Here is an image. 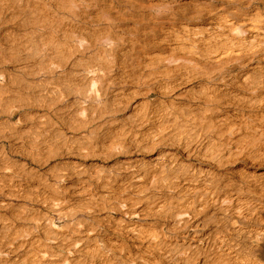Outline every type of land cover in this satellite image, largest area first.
<instances>
[{
  "label": "rangeland",
  "instance_id": "rangeland-1",
  "mask_svg": "<svg viewBox=\"0 0 264 264\" xmlns=\"http://www.w3.org/2000/svg\"><path fill=\"white\" fill-rule=\"evenodd\" d=\"M202 5L0 0V264L263 261L264 109L236 84L249 55L202 56L226 50L207 45ZM223 240L238 263L222 262Z\"/></svg>",
  "mask_w": 264,
  "mask_h": 264
},
{
  "label": "bare ground",
  "instance_id": "bare-ground-1",
  "mask_svg": "<svg viewBox=\"0 0 264 264\" xmlns=\"http://www.w3.org/2000/svg\"><path fill=\"white\" fill-rule=\"evenodd\" d=\"M62 1V0H61ZM202 1V3H203V5L205 6V12H206V14H207V16L209 17L208 18V20H207V23H206V26L204 27V29L206 30H204L205 32H207L208 33V37H209V42H206L207 43V45L208 46H211L212 44H211V42L212 41H214V40H216V43H221V44H223V45H221V46H224L225 48H226V50L225 51H221V52H218L217 50H215V49H213V50H209L208 51V53H206L205 55H202L204 58H209V59H211V60H215L218 56H220V55H222L223 53H224V55H222L221 56V58H223V57H227V58H230V57H235V58H241V57H243V56H247V55H249V58H248V60L246 61V63H244V64H242L241 65V67H242V69L245 71L243 74H242V76H240V77H238L236 80H237V86H238V84H239V86H240V88H244V89H247V90H250V92H251V95H252V100H253V103L256 105V106H258V108L259 109H264V12H262V11H264V10H262L261 11V9H260V6L257 4V3H262L263 4V2H264V0H201ZM38 2V1H37ZM76 1H74V3H75ZM65 3H67V2H65ZM73 3V2H72ZM175 3V2H174ZM173 3V4H174ZM177 3V2H176ZM69 4H71L70 2H69ZM178 4V3H177ZM38 5V4H37ZM176 5V4H175ZM202 5V6H203ZM70 6H72V4L70 5ZM179 6V5H178ZM67 7V6H66ZM72 7H74V6H72ZM76 7V6H75ZM172 7V6H171ZM174 7V6H173ZM192 8H194V7H192ZM67 9H69V8H67ZM203 9H204V7H203ZM124 10V9H123ZM185 10H186V8H185ZM200 10V9H199ZM47 11V10H46ZM75 11V10H74ZM73 11V12H74ZM118 11V10H117ZM188 11V10H187ZM194 11V10H193ZM198 11V10H197ZM201 11V10H200ZM45 12V11H44ZM107 12V11H106ZM119 12V11H118ZM184 13H185V11H183ZM199 12V11H198ZM125 13V12H124ZM175 13V12H174ZM179 13V12H178ZM184 13H182V14H184ZM187 13V12H186ZM201 13V12H200ZM194 15V14H193ZM199 15V14H198ZM203 15V14H202ZM201 16V15H200ZM150 18V17H149ZM185 18V17H184ZM192 19V18H191ZM116 20V19H115ZM152 21V20H151ZM147 22V21H146ZM198 26V25H197ZM196 27H191V26H189V25H186V24H183L182 25V27H181V30H182V34L185 36L182 40L183 41H186V40H188V42L187 43H189V45L190 46H197V44H198V42H199V40H198V42L196 43V41H194L193 39H192V37H196L198 34H199V32L198 31H196ZM144 30V29H143ZM143 30H141V31H143ZM149 30V29H148ZM204 31H202V32H204ZM84 33V32H83ZM139 36H140V34H139ZM150 37V36H149ZM111 38V37H110ZM110 38H108V39H105V40H107L108 42H110V43H112L113 41H112V39H110ZM69 39V38H68ZM192 39V42H189V40H191ZM202 39H204V38H201V40ZM208 39V38H207ZM206 39V40H207ZM214 39V40H213ZM35 40V39H34ZM181 40V41H182ZM200 40V41H201ZM31 41V40H30ZM75 40H73V42H74ZM76 41L79 43V45H81L82 47L83 46H88V47H91V46H95V44H96V41L94 40V38L92 39L91 37H89V36H87V35H85V34H80V35H77L76 36ZM204 41V40H203ZM208 41V40H207ZM36 42V41H35ZM52 42V41H51ZM148 42H149V40H148ZM31 43V42H30ZM29 43V44H30ZM76 43V42H75ZM191 43V44H190ZM203 43V42H202ZM70 44V43H69ZM154 45V44H153ZM206 45V46H207ZM75 46L76 45H74V48H75ZM31 47V46H30ZM38 47V46H37ZM77 47H78V45L76 46V49H77ZM80 47V46H79ZM152 47V46H151ZM199 47V46H198ZM261 47V48H260ZM154 48V47H153ZM197 48V47H196ZM212 48V47H211ZM220 48V47H219ZM79 49V48H78ZM44 49H42V51H43ZM78 51V50H77ZM220 51V50H219ZM38 52V51H37ZM34 53V52H33ZM40 53V52H39ZM197 53V52H196ZM37 54V53H36ZM171 54V53H170ZM173 54V53H172ZM169 55V56H165V61L166 60H168V61H170V62H172V61H175L176 60V58L178 57L176 54V56L177 57H175V56H173V55ZM42 55V54H41ZM158 55V54H157ZM44 56V55H43ZM42 57V56H41ZM161 57V56H160ZM159 57V58H160ZM181 57V56H180ZM201 57V56H200ZM46 58H47V56H46ZM163 58V57H162ZM36 59V58H35ZM161 59V58H160ZM178 59V58H177ZM177 61V60H176ZM207 61H208V59H207ZM43 62V61H42ZM179 62V61H178ZM177 62V63H178ZM166 63V62H165ZM164 64V63H163ZM173 64V63H172ZM168 66V65H167ZM4 74V73H3ZM2 76V75H1ZM0 76V77H1ZM6 76V75H5ZM2 79H5L4 78V75H3V78ZM224 79H226L225 77H223L222 78V80H224ZM234 80V79H233ZM235 82V81H234ZM95 83V82H94ZM225 84H226V82H225ZM233 84V83H232ZM224 85V84H223ZM229 86V84L227 85V87ZM85 88V87H84ZM84 88L83 89H81V88H77V94L79 95L80 93H83V94H81V96L83 95L84 96ZM239 88V89H240ZM91 92H92V90H90ZM89 91V92H90ZM94 91H96V95H97V97H99V99L101 98V92L99 91V89H95ZM89 94V93H88ZM87 94V95H88ZM86 95V94H85ZM86 95V96H87ZM95 95V96H96ZM88 98H89V96H87ZM12 108V107H11ZM258 109V110H259ZM257 110V109H256ZM261 110V111H262ZM261 115H262V118L264 119V110L262 111V113H261ZM256 129H254L255 130V132L256 131H258L259 132V128H261V126L260 127H255ZM258 132H256V133H258ZM263 132V131H262ZM262 132H260V133H262ZM259 133V134H260ZM264 134V133H263ZM258 151V150H257ZM260 152V151H259ZM258 152V153H259ZM261 154V156H262V154H264V153H260ZM256 155V154H255ZM259 155V154H258ZM258 155H257V158H258ZM263 158H264V155L262 156ZM259 158H260V156H259ZM258 158V159H259ZM262 161H264V160H262ZM178 171H180V170H178ZM178 174V173H177ZM177 178V177H176ZM181 179V178H180ZM177 180H179V179H177ZM194 180V179H193ZM190 181V180H189ZM242 181V180H241ZM264 182V181H263ZM244 183V182H243ZM246 184V183H245ZM181 186V185H180ZM234 186V185H233ZM232 186V187H233ZM178 187V186H177ZM176 187V188H177ZM190 187V186H189ZM261 187L264 189V187H263V184L261 185ZM182 189V188H181ZM209 189V188H208ZM234 189V188H233ZM237 189V188H236ZM240 189H242V188H240ZM240 189H238V190H240ZM185 190V189H184ZM183 190V191H184ZM180 191V190H179ZM178 191V192H179ZM182 191V190H181ZM190 191V190H189ZM235 191V190H234ZM215 192V191H214ZM217 192V191H216ZM238 192H240V191H238ZM186 193V192H185ZM206 193H207V189H206ZM182 194V193H181ZM209 194V193H208ZM226 194V193H225ZM237 195V194H236ZM179 196V195H178ZM182 196V195H181ZM183 196H184V193H183ZM187 196V195H186ZM185 196V197H186ZM224 196H226V195H224ZM234 196V195H233ZM216 197V196H215ZM227 197V196H226ZM225 197V198H226ZM230 197H232V196H230ZM237 197V196H236ZM218 198V197H217ZM233 198V197H232ZM231 198V199H232ZM240 198V197H239ZM181 199V198H180ZM191 199V198H190ZM221 199V198H220ZM229 199V198H228ZM234 199H235V197H234ZM205 200H207V199H205ZM177 201V200H176ZM182 200H180L179 202H181ZM194 201V200H193ZM198 201V200H197ZM204 201V200H203ZM213 201H215V200H213ZM240 201H241V199H240ZM248 201V200H247ZM183 202V201H182ZM185 202V201H184ZM188 202V201H187ZM210 202V201H209ZM216 202H217V200H216ZM220 202V201H219ZM239 202V201H238ZM244 201H242V202H239V203H243ZM198 203V202H197ZM205 203V202H204ZM226 203H229V202H226ZM194 204V203H193ZM215 204V203H214ZM214 204H213V206H214ZM230 204V203H229ZM180 205V204H179ZM187 205V204H186ZM208 205V204H207ZM248 205V204H247ZM195 206V205H194ZM194 206H193V208H194ZM201 206V205H200ZM212 206V207H213ZM236 206V205H235ZM241 206V205H240ZM253 206V205H252ZM181 208V207H180ZM179 208V209H180ZM185 208V207H184ZM208 208V207H207ZM216 208V207H215ZM221 208H223V207H221ZM236 208V207H235ZM240 208V207H239ZM259 207H257V209H258ZM178 209V210H179ZM183 209V208H182ZM200 209H202V208H200ZM213 209V208H212ZM217 209H220V208H217ZM253 209V208H252ZM207 210V209H206ZM235 210H237V209H235ZM234 210V211H235ZM259 211L258 212H260V210L261 209H258ZM174 211H175V209H174ZM201 211V210H200ZM199 211V212H200ZM225 211V210H224ZM249 211V210H248ZM251 211V210H250ZM257 210H255L254 209V212H256ZM184 212H186V210L184 211ZM183 212V213H184ZM216 212V211H215ZM238 212V211H237ZM253 212V211H252ZM253 212V213H254ZM258 212H257V214H258ZM262 212H263V210H262ZM201 213V212H200ZM242 214H243V212H241ZM246 214H247V212H245ZM176 214H178V213H176ZM180 214V213H179ZM192 214H193V212H192ZM196 214H197V212H196ZM230 214V213H229ZM256 214V213H255ZM259 214H261V213H259ZM173 215V214H172ZM207 215V214H206ZM231 215V214H230ZM176 216V215H175ZM216 216V215H215ZM224 216V215H223ZM229 216V215H228ZM227 216V217H228ZM248 216H251V215H248ZM247 216V217H248ZM173 217H174V215H173ZM176 217H178V215L176 216ZM247 217H246V220H247ZM258 217V216H257ZM260 217H262L261 215H260ZM263 217H264V215H263ZM208 218V217H207ZM210 218V217H209ZM211 218H213V217H211ZM245 218V217H244ZM250 218V217H249ZM248 218V219H249ZM176 219V218H175ZM214 219V218H213ZM230 219V218H229ZM228 219V220H229ZM238 219V218H237ZM257 220H259L258 218H256ZM261 219H263V218H261ZM261 219L259 220V222L261 221ZM182 220H184V219H182ZM210 220V219H209ZM224 220V219H223ZM244 220V219H243ZM255 220V219H254ZM175 221V220H174ZM187 221V220H186ZM225 221H226V219H225ZM240 221V220H239ZM249 221H250V219H249ZM256 221V220H255ZM201 222V221H200ZM211 222V221H210ZM209 222V223H210ZM235 222V221H234ZM251 222V221H250ZM254 222V221H253ZM252 222V223H253ZM257 222V221H256ZM262 222H264L263 220H262ZM262 222H260V223H262ZM176 223V222H175ZM179 223V222H178ZM219 223V222H218ZM217 223V224H218ZM241 223H243L242 222V220H241ZM245 223H248V221H246ZM177 224V223H176ZM183 224H184V222H183ZM227 224V223H226ZM228 224H229V222H228ZM233 224V223H232ZM258 224V223H257ZM185 225V224H184ZM216 225V224H215ZM224 225V224H223ZM230 225V224H229ZM240 225V224H239ZM244 225H246V224H244ZM252 225V224H251ZM256 225V224H255ZM172 226V225H171ZM176 226H178V225H176ZM186 226V225H185ZM200 226V225H199ZM196 227V226H195ZM219 227V226H218ZM235 227V226H234ZM257 227V226H256ZM173 228H174V225H173ZM180 228V227H179ZM182 229H184L185 230V227L183 228V226L181 227ZM188 227H186V229H187ZM197 228V227H196ZM195 228V229H196ZM233 228V227H232ZM231 228V229H232ZM176 229V228H175ZM189 229H191V228H189ZM189 229H187V230H185L186 232V235H185V233L183 234V237H184V240L185 239H188V237H189V235L191 234V230H189ZM195 229H193L192 228V230H195ZM199 229V228H198ZM214 229V228H213ZM218 229V228H217ZM235 229V228H234ZM135 229H133V231H134ZM137 230V229H136ZM149 230V229H148ZM154 230V229H153ZM158 230V229H157ZM177 230V229H176ZM197 230V229H196ZM219 230H221V229H219ZM238 230V229H237ZM243 230V229H242ZM241 230V231H242ZM246 230V229H245ZM150 231H152V230H150ZM180 231V230H179ZM209 231V230H208ZM261 231V230H260ZM264 231V230H263ZM262 231V232H263ZM144 232V231H143ZM154 232V231H153ZM152 232V233H153ZM173 232V231H172ZM227 232V231H226ZM229 232V231H228ZM230 232H233V229H232V231L230 230ZM229 232V233H230ZM236 232V231H235ZM239 232V231H238ZM249 232V231H248ZM252 232H254V231H252ZM133 233V232H132ZM140 233H142V232H140ZM145 233H148V232H145ZM169 233V232H168ZM195 233V232H194ZM208 233V232H207ZM214 233V232H213ZM223 233V232H222ZM240 233V232H239ZM241 233H243L244 234V232H241ZM135 234V233H134ZM144 234V233H143ZM143 234H141V235H143ZM151 234V233H150ZM160 234V233H159ZM175 234V233H174ZM193 234V233H192ZM191 234V235H192ZM197 234V233H196ZM237 234V233H236ZM245 234H247V232L245 233ZM252 234V233H251ZM258 234V233H257ZM130 235V234H129ZM170 235V234H169ZM173 235V234H172ZM209 235V234H208ZM248 236H251V235H249V234H247ZM253 235H256V233L255 234H253ZM132 236H133V234H132ZM137 236V235H136ZM152 236V235H151ZM156 235H154L153 237H155ZM193 236H194V234H193ZM210 236V235H209ZM222 236V235H221ZM240 236H242V235H240ZM245 236V235H244ZM247 236V237H248ZM135 237V236H134ZM147 237V236H146ZM146 237H145V239H146ZM168 237V236H167ZM173 237V236H172ZM204 237V236H203ZM231 237V236H230ZM243 237V236H242ZM256 237V236H255ZM137 238V237H136ZM171 238V237H170ZM176 238V237H175ZM178 238V237H177ZM190 238V237H189ZM191 238H192V236H191ZM208 238V237H207ZM210 238V237H209ZM221 238V237H220ZM246 238V237H245ZM249 238V237H248ZM252 238V237H251ZM250 238V239H251ZM259 238V237H258ZM132 239V238H131ZM144 239V240H145ZM153 239V238H152ZM159 239V238H158ZM193 239V238H192ZM195 239V238H194ZM193 239V240H194ZM214 239V238H213ZM228 239V238H227ZM235 239V238H234ZM244 239V238H243ZM243 239H241L242 241H243ZM253 239H255L254 237H253ZM135 240V239H134ZM137 240V239H136ZM138 240H139V237H138ZM154 240H155V238H154ZM191 240V239H190ZM219 240H221V239H219ZM239 240V239H238ZM246 240V239H245ZM257 240V239H256ZM255 240V241H256ZM260 240V239H259ZM142 241V240H141ZM151 241V240H150ZM196 241H197V239H196ZM207 241V240H206ZM210 241V240H209ZM222 241V240H221ZM224 241L225 240H223V242L219 245V243H218V245H219V248H218V255L220 256V258H222V260L223 259H225V258H227L226 260H227V262H230V257H233L234 255L233 254H235V253H233V252H236V251H233V249L235 248H232V246L230 247L228 244V242H226V243H228L227 245L224 243ZM227 241V240H226ZM252 241V240H251ZM261 241H263V240H261ZM159 242L161 243V241L159 240ZM164 242V241H163ZM193 242V241H192ZM230 242V241H229ZM235 242V241H234ZM237 242V241H236ZM235 242V243H236ZM258 243H260L259 241H257ZM158 243V242H157ZM157 243H156V245H157ZM182 243V242H181ZM187 243V242H186ZM207 243V242H206ZM244 243V242H243ZM242 243V244H243ZM254 243H256V242H254ZM258 243H257V245H258ZM179 245H180V243H178ZM194 244V245H193ZM193 244H191V243H189V244H187V246H189L190 245V247L191 246H193V247H195L196 246V244L195 243H193ZM245 244V243H244ZM264 244V243H263ZM155 245V244H154ZM205 245V244H204ZM236 244H234V246H235ZM246 245V244H245ZM245 245H244V248H245ZM249 245V244H248ZM145 246V245H144ZM151 246H153V245H151ZM161 246V245H160ZM169 246V245H168ZM213 246V245H212ZM237 247H238V245H236ZM162 247V246H161ZM165 247H166V245H165ZM198 247V246H197ZM248 247V246H247ZM256 247V246H255ZM150 248H152V247H150ZM170 248V247H169ZM189 248V247H188ZM212 248V247H211ZM244 248L243 249H241V252H242V250H244ZM174 249H175V247H174ZM185 249V248H184ZM196 249V248H195ZM198 249V248H197ZM200 249V248H199ZM205 249V248H204ZM239 249V248H238ZM161 250V249H160ZM189 250V249H188ZM209 250V249H208ZM215 250V249H214ZM237 250V249H236ZM240 250V249H239ZM238 250V251H239ZM72 251V250H71ZM150 251V250H149ZM148 251V252H149ZM167 251V250H166ZM212 251H213V249H212ZM245 251H247V250H244V252ZM256 251H258V250H256ZM163 252V251H162ZM182 252V254L184 253V254H186L185 252H183V251H181ZM181 252H177V255L178 254H180ZM188 252V251H187ZM243 252V253H244ZM171 253V252H170ZM190 253V252H189ZM191 253H194V252H191ZM199 253H200V250H199ZM207 253V252H206ZM211 253V252H210ZM240 253V252H239ZM242 253V254H243ZM254 253V252H253ZM171 254H173V253H171ZM203 254V253H202ZM201 254V255H202ZM246 254V253H245ZM249 253L247 252V255H248ZM251 254V253H250ZM259 254V253H258ZM260 254H262V253H260ZM259 254V255H260ZM164 255V254H163ZM187 255V254H186ZM190 255V254H189ZM188 255V256H189ZM196 255V254H195ZM198 255H200V254H198ZM237 255V254H236ZM235 255V256H236ZM246 255V256H247ZM253 255H255V254H253ZM252 254H251V256L250 257H252L253 256ZM257 255V254H256ZM167 256V255H166ZM187 256V257H188ZM206 256V255H205ZM211 256V255H210ZM241 256V255H240ZM240 256L238 257V258H240ZM243 256H244V254H243ZM249 256V255H248ZM165 257V256H164ZM173 257V256H172ZM190 257H191V255H190ZM189 257V258H190ZM192 257L193 258H195L194 256H193V254H192ZM191 257V259L192 260H194V261H197V260H195V259H193ZM196 257H198V256H196ZM202 257V256H201ZM212 257V256H211ZM237 257V256H236ZM256 257V259L257 260H254V258ZM168 258V257H167ZM205 258V257H204ZM234 258V257H233ZM238 258H234L235 259V261L238 263ZM244 258H245V256H244ZM243 258V259H244ZM258 258H261V257H257V256H253V258H252V261H253V264H264V259H263V261L261 262L260 261V259L258 260ZM263 258H264V255H263ZM180 259V258H179ZM182 259H184V258H182ZM190 259V260H191ZM234 259H231L232 261V263H234ZM237 259V260H236ZM247 259H250L249 261H251V258H246V261H247ZM163 260V259H162ZM204 260V259H203ZM206 260H208V259H206ZM221 260V261H222ZM225 260V261H226ZM149 261V260H148ZM159 261V260H158ZM172 261V260H171ZM176 261V260H175ZM182 261V260H181ZM194 261H189V259L187 260V258H186V262L188 263V262H190L191 264L194 262ZM212 261V260H211ZM240 261H242V259L240 260ZM249 261L248 262H245V264L246 263H249ZM130 262V261H129ZM177 262V261H176ZM184 262V261H183ZM202 262V261H201ZM214 262V261H213ZM218 261H216V263H217ZM222 262H224V260L222 261ZM222 262H220V263H222ZM142 263H143V261H142ZM196 263H198V262H196ZM203 264H208L207 263V261H205L204 260V262H202ZM215 263V262H214ZM243 263V262H242ZM242 263H238V264H242ZM118 264V263H117ZM130 264V263H129ZM132 264H133V262H132ZM166 264V263H165ZM168 264V263H167ZM177 264V263H176ZM186 264V263H185ZM199 264V263H198ZM227 264V263H226ZM228 264H231V263H228ZM244 264V263H243ZM250 264V263H249Z\"/></svg>",
  "mask_w": 264,
  "mask_h": 264
}]
</instances>
